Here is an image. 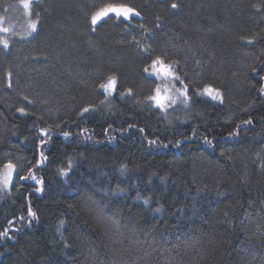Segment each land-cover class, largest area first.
<instances>
[{
  "label": "trees",
  "instance_id": "obj_1",
  "mask_svg": "<svg viewBox=\"0 0 264 264\" xmlns=\"http://www.w3.org/2000/svg\"><path fill=\"white\" fill-rule=\"evenodd\" d=\"M24 1L0 0V264H264V0ZM107 4L141 15L92 25ZM156 56L187 103L147 99Z\"/></svg>",
  "mask_w": 264,
  "mask_h": 264
},
{
  "label": "snow or ice",
  "instance_id": "obj_2",
  "mask_svg": "<svg viewBox=\"0 0 264 264\" xmlns=\"http://www.w3.org/2000/svg\"><path fill=\"white\" fill-rule=\"evenodd\" d=\"M31 4V0H25V6L29 7ZM172 8H177L178 5L173 3L171 5ZM109 14H113L116 17H122L124 20L128 21L129 23L131 22V20L135 17H139L141 14L139 11H137L135 8L133 7H129L126 4H119V5H115V4H107L104 7L99 8L96 12H94L93 14H91V24L92 25H96L98 21H100L102 18L104 17H108ZM40 23L39 18H37L36 21H33L30 23L29 26V31L27 33L28 36H31L33 33L38 31L37 25ZM140 27H143V25H141ZM4 32H8L9 29L4 28L2 29ZM0 43H3L5 47L8 46V41L2 40L0 41ZM137 44H139V41H136ZM249 43H251V41H249ZM145 52H151L150 47H145L143 49ZM179 67L178 62L173 61L170 63H166L165 59L161 56H156L154 59L151 60V64L148 67L144 68V72L145 73H149V75L151 76H155L158 79H170L173 82L179 81L182 84V88L181 89H176L177 92V96L171 97V96H167V95H161V87L159 84H157L155 86L154 89V95L149 96L147 99L149 101H151L156 107L160 108V109H165V102L167 101L169 106L174 105L176 103V100L179 98H183V102L187 103V101L190 99V97L188 96V86L186 84L183 83V81L181 80L180 76L177 75L176 70ZM151 70V71H150ZM253 72H256L257 69L256 68H252ZM11 75V74H9ZM264 79V78H262ZM117 82H118V77L115 75L109 76L107 79V83L106 84H102L101 88L105 89L108 92H115V89L117 87ZM10 86V84H9ZM174 86V83H173ZM261 92H264V87L261 88ZM125 93H121V95H124ZM127 94L131 95L132 94V89H127ZM201 95H207L209 97H211L214 100H221L222 102V95L220 94L218 89H214L211 86H205L203 88V90L200 92ZM25 100H27V97H24ZM18 112L20 113H25V109L24 108H19L17 109ZM90 111H95V108L89 106V107H85L83 108L82 112L80 113L81 115H83L84 113H88ZM244 125H248L251 124L252 121L251 120H246V121H242L241 122ZM131 128V125L129 126ZM239 127V126H238ZM141 132H143V129H140ZM238 133H230L229 135H237ZM63 135L65 137H68L70 135V133L68 132H64ZM193 135H195V132H193ZM207 143H211V141H206ZM41 143H43V141H41ZM148 143L150 145L155 144L156 141H148ZM179 141H177V146L179 145ZM164 147H167V145H163ZM42 159L40 161H38V163H43L44 160L47 159V157L43 156V153L40 154ZM5 169H7V173L6 175L3 177V187H8L11 183V178H12V173L16 168V165L13 164L11 161H9L7 164L4 165ZM70 170V169H69ZM61 175L67 176L68 175V171H61ZM20 180H28L31 179L33 181L36 182V184L40 185V187L36 188L37 192H41L43 191V184L44 181L43 179H37V177L35 176V174H31L28 177H24V176H19ZM138 199L140 197H137ZM145 204H148V200H144ZM157 211H159V209H157ZM28 214L30 218H36V213L31 209L30 205L28 207ZM21 220L24 219V217L20 218ZM9 223L11 224V221H9ZM29 223H31V219H29ZM61 225H63V221H61ZM7 230L4 232H0V236H7ZM10 238V237H9Z\"/></svg>",
  "mask_w": 264,
  "mask_h": 264
},
{
  "label": "rangeland",
  "instance_id": "obj_3",
  "mask_svg": "<svg viewBox=\"0 0 264 264\" xmlns=\"http://www.w3.org/2000/svg\"><path fill=\"white\" fill-rule=\"evenodd\" d=\"M23 5L25 6V1L23 2ZM161 80H162L161 85H160V87H161V95H167V96H171L172 97L173 92H174V89L173 88H170V86H169L170 79H161ZM7 163H5V164H7ZM0 170H1L0 171V184H1V186H2V188L4 190L10 191L12 189V186H13L14 182H15V177H16V174H17V170L15 168V170L13 171L12 178H11V183H10V185L8 187H3V184H2L3 177L6 175L7 169H5V167L3 166Z\"/></svg>",
  "mask_w": 264,
  "mask_h": 264
}]
</instances>
